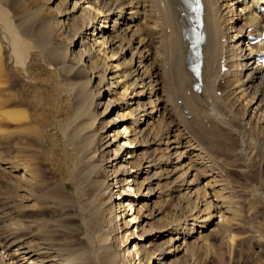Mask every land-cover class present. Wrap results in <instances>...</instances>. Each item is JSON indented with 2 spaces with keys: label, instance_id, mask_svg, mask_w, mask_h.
<instances>
[{
  "label": "bare ground",
  "instance_id": "1",
  "mask_svg": "<svg viewBox=\"0 0 264 264\" xmlns=\"http://www.w3.org/2000/svg\"><path fill=\"white\" fill-rule=\"evenodd\" d=\"M64 1L63 9L36 8L41 16L51 12L44 25L58 27L61 42L50 54L82 98L74 135L76 156L61 160L57 180L46 176L39 165L42 155L31 148L30 135L42 139V133L31 124L36 121L33 113L19 108L34 105L28 91L8 90L17 80L8 65H24L28 54L0 5V164L13 173L9 178L17 210L22 202L30 213L25 225L19 218L9 227L0 225V264H192L190 237L200 233L199 239L206 241L208 234L197 228L217 216L220 240L240 255L235 264H264V225L232 232L244 224L242 214L229 202L233 193L229 195V184L207 147L231 138L238 144L236 154L246 159L257 152L256 141L264 144V68L256 60L264 46L249 39L264 29V0L233 1L241 5L237 14L244 24L233 33V2L202 0L205 38L198 90L188 70L192 59L187 0ZM249 86L254 91L249 92ZM104 91L107 101H98ZM254 98L257 103L249 108ZM93 105L104 109L99 113ZM239 105L246 107L241 114ZM117 106L120 111L98 126L99 116ZM121 120L130 122L107 132ZM19 124L24 126L11 128ZM123 134L125 140L118 143ZM7 142L12 159L4 157ZM10 228L26 230L28 241L14 236ZM73 230L78 237L64 236ZM246 242L249 248H244Z\"/></svg>",
  "mask_w": 264,
  "mask_h": 264
},
{
  "label": "rangeland",
  "instance_id": "2",
  "mask_svg": "<svg viewBox=\"0 0 264 264\" xmlns=\"http://www.w3.org/2000/svg\"><path fill=\"white\" fill-rule=\"evenodd\" d=\"M4 1H0V5L6 8V16H8L7 17L8 19H12L13 21L12 24H14L15 27L18 29L19 31L18 33L20 34L21 39H23L22 40L23 47L25 46L24 47V49L26 50L25 52L28 54L27 63H25L24 65H16V66L12 64L8 65L12 69L14 77H16L17 79L13 81L14 83H12L11 86L9 85L8 90L14 93L21 92V90L23 89L28 91L29 99L34 103V105L31 106L27 104H22L23 106L19 105L21 106L19 108L28 111L31 114L33 113L36 121L31 122V124L32 125L36 124L34 126H37L39 129H41V132L39 130L38 133L40 134L42 133L41 134L42 139L36 138V136L32 134L30 135L32 136L30 140L31 143L33 144L31 148L33 153H36L37 151L38 153H40V155H42L40 156L41 159L39 165L43 169L46 176L48 178L51 177L57 180L58 178L61 177L59 173V165L61 164V160L63 158H66L65 161H69L76 156V147L78 144V139L75 138L74 135H75L76 124L79 121L77 117L80 115V113H82L81 112L82 98L80 96L78 97V95L76 94V90L74 91L75 88L73 87L72 84L73 81L67 75L66 71H64L62 68H59L60 67L59 60L58 59L55 60L56 58L53 59L54 57H52L50 54V50L52 49V47H54V45L57 46L61 42V38H60L61 34L60 32H58L59 31L58 27L53 25V28L52 27L46 28V26L44 25L45 20L47 18L52 17L51 12L48 13L44 12L42 13L41 16V14L38 15L40 12H37L36 8L40 5H44L45 7H51L53 9L55 7L57 9L58 6H60L63 9L67 5V2L64 0L62 1L56 0L53 2L52 1L43 2V0H38V1L30 0L32 3L29 0H24V1L19 0L20 2L18 0L16 1L4 0ZM231 1L233 2L234 0ZM21 2L24 3L22 4ZM25 3L28 5H26ZM233 6L234 8H236L235 13L237 14L239 9H241V5L236 2H233ZM35 16H40L41 20L39 17L36 18ZM234 17L235 18L233 19L232 24L235 25V29H232V31H230L231 33L236 32L235 30L239 29L240 26L244 25L243 21L240 19V14H237ZM33 20L34 23H36L35 26L31 25L33 24L31 23L33 22ZM28 22L30 23L29 25ZM41 22L43 25H40ZM28 30L29 31L32 30L31 33ZM50 30H52L53 32H51ZM55 31L58 35L55 33ZM45 33L47 34L44 35ZM243 33H244V29L243 32L237 35V37L243 35ZM54 36L58 39H56ZM39 37H41V39H39ZM42 39L44 40L49 39V41L47 40L44 42V40ZM77 40H79L78 37ZM24 41L26 43H24ZM54 41H58V42H54ZM48 45H50V47H48ZM74 47L79 48V44L75 45ZM130 57H131V51H127L125 53V58L129 59ZM8 78L9 79L12 78V74L11 75L9 74ZM258 81H260V78L258 80H255L254 82L257 83ZM5 82L6 80L4 81V84ZM5 85H7V83ZM247 85L248 84H246L245 86ZM119 90L121 91L123 90V88H119ZM248 90L249 92L254 91V89L251 86H249ZM218 94H220V92H218ZM108 97H109L108 91L107 92L104 91L102 97L98 98L97 100L106 102ZM255 102L257 103L256 98L253 99V104H251L249 108H253L256 105ZM179 103L182 104V99H179ZM92 108L100 113L101 111H103L104 106L97 107L96 105H93ZM243 108L246 110V107L244 105H239L238 112L240 114L244 112ZM84 109L83 111H86L87 107H84ZM247 110L249 111V109ZM117 111H120V108L118 106L112 107L108 111H104V113L99 116L100 120L98 126L100 127L105 126L107 120L114 117ZM231 113H233V111H231ZM172 118L174 119V121H176L175 117ZM172 118H170L168 121H171L173 125ZM129 122L130 121L121 120L120 122H118L117 126L115 125V127L109 128L107 132L113 133V131H117L119 129L121 130L123 128V125L129 124ZM21 125L24 126V124H19V125H13L11 128L20 129L22 127ZM172 127L173 126L170 125V128ZM128 135L130 136V133H128ZM123 136L124 138L120 139L118 143H122L123 140H125L126 134H123ZM262 139H264V136H262ZM226 140H228L229 142ZM7 143L3 145V149L5 150L4 157L8 159L9 156V158L12 159L14 155L12 154L13 152L11 153L10 143L8 144ZM256 143L259 144V145L254 144L257 152L254 153L255 155L253 154L254 156L252 155L253 157L248 156L250 157V159H248V157H246L245 159V157L242 154H241L242 158L239 154L238 155L240 158L237 157L238 155L236 153H239L237 152L238 144L236 143V140L233 141V139L231 138L228 139L222 138L219 141L214 140L212 145L210 146L207 145V147H209L210 149V150L208 149V153H210L209 155H212V158L215 161V166L217 165L216 167L221 171L220 174L222 175V178H225L224 179L225 183L229 184L228 185L229 193H230L229 195L233 193L229 198L230 199L229 202L233 205V208L235 210L237 209L236 211H238L239 214H242L241 216L239 215L240 216L239 218L241 219L240 221H242L244 224L243 225L240 224L242 226L239 225L238 228L235 229V231H232L233 233L235 232L237 234L243 232L244 233L251 232L253 231V229L260 228V225L262 226L264 225V155L261 154V150H264L263 149L264 144H261L259 141H256ZM219 145H220L219 147L220 149L218 148ZM115 147L116 144L111 146L112 149ZM222 149L224 152L227 151L228 154L227 152L224 153L223 151H221ZM221 152L223 153L221 154ZM20 155L21 154H19L18 156ZM223 155L225 158L223 157ZM227 155L230 156L228 157ZM21 157L26 158L24 155H21ZM222 158H224V160ZM236 162L239 163L237 164ZM241 163L243 166L241 165ZM235 164L236 166H234ZM218 165L220 168L218 167ZM200 170H201V164L198 165V171ZM11 173L12 172L9 171V169L5 168L4 164H0V217H1L0 221H2L0 222L1 223L0 225L4 224V227L7 226L9 227V225H11L13 221L17 220L15 218L21 219L22 224L25 225L26 220L29 218L28 216L30 214L27 210H25V207L23 206V204L25 203L22 204V202L18 207L19 210H17V206L15 202L16 200L15 198L13 199L12 197L13 184L10 182V178H9L10 176L13 175V173L12 175ZM205 180L202 179L201 181L202 185L203 183H205ZM186 186H184L183 188L184 191L187 190ZM69 187L72 188L71 185ZM231 187L233 189H231ZM131 190H133L131 192H134V189ZM219 220L220 219L218 216L214 217V221L209 222L208 224H206L208 221H205L203 222V224H205L206 226L197 228L203 230V235L208 234L204 237V239L207 237L206 241L205 240L201 241V239H199L200 233H194V235L190 237V240L193 241L191 247L193 249H190V254H189L190 256L189 259L191 258L190 261L192 264H235L236 259L240 256V255L238 256L239 254L238 252L234 253L229 246L227 245L225 246L222 240H220L221 235L218 234L219 229L217 227V222ZM68 223L70 225H74L75 221L74 220L68 221ZM23 225L21 226L24 229ZM23 229L22 230L18 229L16 230L17 232L13 231L12 229L11 230L13 231L14 236L21 238L24 237L23 240L28 241L29 238L27 237H29V233ZM73 231L74 232L71 231L64 233V236L67 238L78 237L77 231L76 230ZM247 244L249 243L246 242V245ZM246 247L249 248V245L245 246L244 243V248Z\"/></svg>",
  "mask_w": 264,
  "mask_h": 264
}]
</instances>
